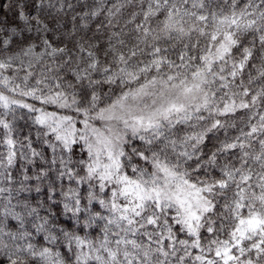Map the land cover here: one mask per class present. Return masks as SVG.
Here are the masks:
<instances>
[{
    "label": "snow or ice",
    "instance_id": "obj_1",
    "mask_svg": "<svg viewBox=\"0 0 264 264\" xmlns=\"http://www.w3.org/2000/svg\"><path fill=\"white\" fill-rule=\"evenodd\" d=\"M0 264H264V0H0Z\"/></svg>",
    "mask_w": 264,
    "mask_h": 264
}]
</instances>
